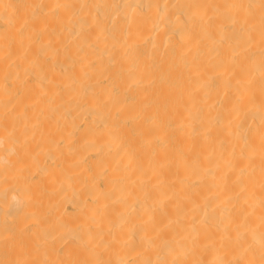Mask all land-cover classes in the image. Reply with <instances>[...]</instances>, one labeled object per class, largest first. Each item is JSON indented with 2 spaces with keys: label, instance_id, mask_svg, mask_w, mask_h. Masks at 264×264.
<instances>
[{
  "label": "bare ground",
  "instance_id": "1",
  "mask_svg": "<svg viewBox=\"0 0 264 264\" xmlns=\"http://www.w3.org/2000/svg\"><path fill=\"white\" fill-rule=\"evenodd\" d=\"M0 264H264V0H0Z\"/></svg>",
  "mask_w": 264,
  "mask_h": 264
}]
</instances>
